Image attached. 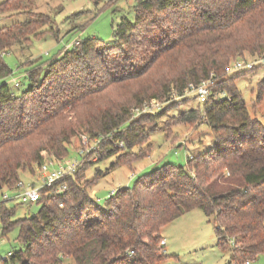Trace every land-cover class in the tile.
Wrapping results in <instances>:
<instances>
[{
    "label": "trees",
    "instance_id": "16d2710c",
    "mask_svg": "<svg viewBox=\"0 0 264 264\" xmlns=\"http://www.w3.org/2000/svg\"><path fill=\"white\" fill-rule=\"evenodd\" d=\"M21 2L0 4V14L30 16L0 28V189H12L21 170L67 157L76 125L102 137L101 159L141 143L146 134L138 121L152 114L131 119L129 107H106L105 92L142 79L146 85L136 96L162 99L211 78L200 111L181 114L177 122H205L212 146L183 165L163 164L132 187L118 188L106 207L88 192L94 182L79 175L86 161L62 179L64 193L41 190L36 215L10 221L13 211L1 205L2 234L17 225L22 248L0 257V264H160L162 228L193 209L212 224L230 262L244 264L264 253V121L251 115L235 85L243 71L225 72L245 54L264 58V0H135L134 19L121 17L111 43L77 41L47 63L39 86L27 73L26 84L15 88L7 83L13 71L3 56L16 45L23 50L46 22ZM67 112L75 113L76 124ZM120 156L116 164L135 160Z\"/></svg>",
    "mask_w": 264,
    "mask_h": 264
},
{
    "label": "rangeland",
    "instance_id": "374dc122",
    "mask_svg": "<svg viewBox=\"0 0 264 264\" xmlns=\"http://www.w3.org/2000/svg\"><path fill=\"white\" fill-rule=\"evenodd\" d=\"M6 1L0 0V4ZM21 3L26 7L24 10L42 15L41 20L46 19L37 30L38 37L29 38L28 46L20 50L16 45L3 56L5 63L13 71V77H22V85L26 84L23 78L28 73L33 76L35 85L39 86L47 63L72 47L75 41L94 38L109 44L113 41L114 28L121 17L134 19L135 0H22ZM26 19L29 20L30 16L19 11L0 14V28ZM243 58L251 62L253 67L249 72L243 70L236 74L235 85L251 115L264 121V58L246 54ZM145 85L146 80L142 79L121 88L112 86L105 92L108 97L106 107H129L131 119L148 113L152 116L140 119L137 124L146 134L145 139L117 154L128 161L135 160L127 164H116L117 155L104 159L99 158L98 153L91 158L90 154L85 156L86 163L78 172L83 179L94 182L92 187L89 186L88 192L100 207L107 206V198L111 192L122 187H132L139 177L150 173L154 168L163 164L183 165L187 157L197 156L212 146L210 131L205 122H177L181 114L200 111L201 106L191 93L178 95L170 92L162 99L150 98L161 103L163 114L158 117L153 114L159 110H153L132 118V110L150 100L147 96L144 98L135 94L142 91ZM262 87L263 92L260 99H257V89ZM69 108L68 105L66 109L70 110ZM67 113V120L76 124L75 113ZM75 127L76 133L66 145L69 153L64 161H80L78 150L83 146L81 136L89 137L85 127ZM93 157L96 161L92 160ZM37 167L33 172L27 169L19 171V181L25 187L41 184ZM2 193L8 197L14 195L13 191L6 189ZM5 206L13 211L10 221L34 216L39 210V205L35 203L21 204L18 200L9 201ZM18 233L19 227L15 225L2 234L1 258L7 257L9 251L22 248ZM161 236L165 240V258L160 264H234L230 262V250H222L217 246L213 226L199 209L188 211L166 224L161 230ZM249 264H264V253L250 260Z\"/></svg>",
    "mask_w": 264,
    "mask_h": 264
},
{
    "label": "built area",
    "instance_id": "2783aa9c",
    "mask_svg": "<svg viewBox=\"0 0 264 264\" xmlns=\"http://www.w3.org/2000/svg\"><path fill=\"white\" fill-rule=\"evenodd\" d=\"M75 41L74 43H76ZM73 43V44H74ZM253 64L244 59H237L231 61L226 67L225 72L227 74H232L235 72H240L243 70L252 69ZM22 77H13V74L7 80V83L12 85L13 87L20 86V79ZM1 84V82H0ZM213 84V80L211 78L201 81L198 85H188L184 90L183 94H192L195 97V100L198 104H202L207 101L209 95L211 94V85ZM220 97H225V93L221 92ZM161 103L157 99H150L149 101L142 104L140 108H135L132 110V118L138 116L142 113H148L153 110H160ZM102 137H96L91 139L87 136H81V144L83 145L78 150V156L81 158L80 161H64L63 159L59 160L56 158H48L45 159L37 168L40 175L39 186L30 185L25 187L21 181L15 183L12 189L4 188L9 191H13V197H8V195L2 193L3 189H0V207L1 205H6L7 202L12 200H18L21 204H34L41 198V190L48 189L49 193L52 195H57L64 193L67 190V184L62 181L63 178L69 175H73L79 167H81L82 162L85 159L87 154H91L92 156L96 155L99 151L100 142ZM116 144L123 148L124 144L122 141H117ZM93 161H96V158H92ZM111 192L110 194H112ZM61 206V204L59 205ZM1 223V222H0ZM2 236V227L0 224V241ZM231 243V242H230ZM162 246H165V240L162 238L160 241ZM10 253H7V256ZM249 261H245L244 264H249Z\"/></svg>",
    "mask_w": 264,
    "mask_h": 264
}]
</instances>
